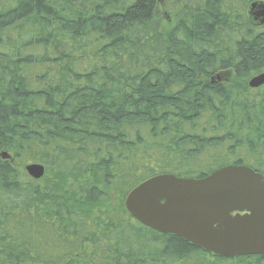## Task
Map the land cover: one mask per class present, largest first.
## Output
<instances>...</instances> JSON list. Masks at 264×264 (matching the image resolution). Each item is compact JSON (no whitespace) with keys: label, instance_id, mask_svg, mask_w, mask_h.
Returning <instances> with one entry per match:
<instances>
[{"label":"trees","instance_id":"obj_1","mask_svg":"<svg viewBox=\"0 0 264 264\" xmlns=\"http://www.w3.org/2000/svg\"><path fill=\"white\" fill-rule=\"evenodd\" d=\"M255 1L0 0V264H264L210 257L124 209L159 175L264 176Z\"/></svg>","mask_w":264,"mask_h":264},{"label":"water","instance_id":"obj_2","mask_svg":"<svg viewBox=\"0 0 264 264\" xmlns=\"http://www.w3.org/2000/svg\"><path fill=\"white\" fill-rule=\"evenodd\" d=\"M254 27H264V1L247 8ZM264 86V71L248 81ZM2 159H8L6 153ZM26 175L40 180L44 167L28 164ZM126 213L141 226L176 237L213 258L257 256L264 261V176L245 166H227L200 179L152 177L124 199Z\"/></svg>","mask_w":264,"mask_h":264},{"label":"rangeland","instance_id":"obj_3","mask_svg":"<svg viewBox=\"0 0 264 264\" xmlns=\"http://www.w3.org/2000/svg\"><path fill=\"white\" fill-rule=\"evenodd\" d=\"M166 2H167V0H160V3L163 4V5H161V9H162V11L164 10L165 12H166V7L165 8H163V7L165 6ZM224 78H226V80L227 79L229 80L230 79V75L227 74L226 76H224Z\"/></svg>","mask_w":264,"mask_h":264}]
</instances>
